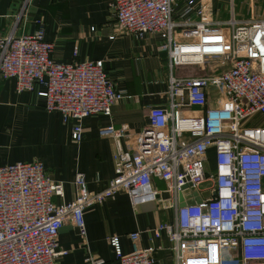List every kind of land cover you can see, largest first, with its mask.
<instances>
[{
  "label": "built area",
  "instance_id": "built-area-1",
  "mask_svg": "<svg viewBox=\"0 0 264 264\" xmlns=\"http://www.w3.org/2000/svg\"><path fill=\"white\" fill-rule=\"evenodd\" d=\"M29 1H20L13 24L0 35V79H13L15 92L33 91L46 111L72 121L70 139L77 143L82 118L108 115L111 104L127 95L107 78L100 60H53L41 26L16 33ZM108 6L115 31L158 36L157 50L168 65L167 103L149 107L137 133L111 124L96 129L113 144V174L98 191L89 192L78 172L74 197L54 202L61 186L39 160L0 165V264H56L65 252L56 248L63 223L83 237V210L118 191L131 205L170 202L172 223L148 234L164 233L176 264H264V16L235 20L233 0H227L230 13L223 20L210 0H110ZM209 60L218 65L208 74H173L176 66ZM255 115L262 122L249 125ZM123 135L124 146L118 141ZM138 237L129 232L128 253L117 235L106 239L117 264H152L154 248L140 247ZM85 261L103 262L90 254Z\"/></svg>",
  "mask_w": 264,
  "mask_h": 264
},
{
  "label": "crops",
  "instance_id": "crops-1",
  "mask_svg": "<svg viewBox=\"0 0 264 264\" xmlns=\"http://www.w3.org/2000/svg\"><path fill=\"white\" fill-rule=\"evenodd\" d=\"M20 1L0 0V35L13 24ZM109 1L30 0L15 27L16 33H24L41 26L44 39L52 44L51 57L57 62L100 60L107 78L126 93V98L111 104L108 115L94 113L81 119L82 136L77 143L70 139L72 121L63 123L58 112L46 111L43 100L33 91L15 92L13 79H0V165L39 160L50 180L61 186L62 196H52L54 202L74 197L72 180L78 172L89 192L107 185L113 174V144L111 139L98 136V127L111 124L116 131L124 126L129 134L137 133L147 122V109L167 103L168 65L164 52L157 50L158 36L146 33L137 37L115 31ZM237 1L242 2L248 16H236ZM256 1L233 0L234 19H248V9ZM210 3L214 15L222 19L227 0ZM110 34L113 38H108ZM187 113L193 115L194 110ZM125 140V135L118 139L122 146ZM155 185L162 187L159 181ZM82 215L83 237L67 222L57 231L56 248L65 252L55 258L56 264H87L89 254L100 257L102 264H117L106 239L117 235L122 252L128 253L131 231L139 232L140 247L154 248L152 264H176L164 233L157 238L148 234L157 224L172 223L174 213L168 200L131 205L118 191L85 208Z\"/></svg>",
  "mask_w": 264,
  "mask_h": 264
},
{
  "label": "rangeland",
  "instance_id": "rangeland-1",
  "mask_svg": "<svg viewBox=\"0 0 264 264\" xmlns=\"http://www.w3.org/2000/svg\"><path fill=\"white\" fill-rule=\"evenodd\" d=\"M229 6V5H228ZM246 8L242 5L241 1H237L236 4L234 5V11L237 13L236 16H248L249 12L247 10H245ZM251 13V16L256 17L259 15H263L264 16V0H258L256 1V3H254L252 5V7L250 9H248ZM225 14L222 17V20L224 19V17L229 16V11L228 9L224 10ZM218 65V63L216 61H208L207 63H205L204 65L200 66L197 64H191V65H185V66H176L173 69V74L175 75L176 73L179 74H183L186 76H191L194 74H208V69L211 67L216 68ZM208 71V72H207ZM263 120V116L260 115H255L252 116V118H250L248 120V124L249 125H259L260 122H262ZM208 166L206 167L208 171H211V169L213 168V162H212V153L211 150L208 152ZM206 184L203 183L200 186L204 187ZM157 202V201H156Z\"/></svg>",
  "mask_w": 264,
  "mask_h": 264
},
{
  "label": "water",
  "instance_id": "water-1",
  "mask_svg": "<svg viewBox=\"0 0 264 264\" xmlns=\"http://www.w3.org/2000/svg\"><path fill=\"white\" fill-rule=\"evenodd\" d=\"M192 195L195 196V193H192ZM181 199H182L181 196L178 195L179 205H182V202H180ZM195 200H198V197H196ZM192 203H193L192 199H189L188 201H186V204H192Z\"/></svg>",
  "mask_w": 264,
  "mask_h": 264
}]
</instances>
